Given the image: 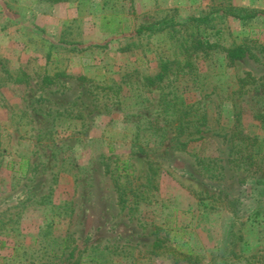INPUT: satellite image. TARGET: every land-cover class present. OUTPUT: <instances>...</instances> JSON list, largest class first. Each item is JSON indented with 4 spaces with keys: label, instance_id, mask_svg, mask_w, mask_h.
I'll use <instances>...</instances> for the list:
<instances>
[{
    "label": "rangeland",
    "instance_id": "rangeland-1",
    "mask_svg": "<svg viewBox=\"0 0 264 264\" xmlns=\"http://www.w3.org/2000/svg\"><path fill=\"white\" fill-rule=\"evenodd\" d=\"M185 38L214 48L147 86L163 60H183ZM235 45L252 53L231 63L222 49ZM247 73L255 81L241 88ZM164 95L206 116L201 135L178 140ZM256 114L264 0H0V264H264ZM235 129L259 138L254 166L233 149Z\"/></svg>",
    "mask_w": 264,
    "mask_h": 264
},
{
    "label": "trees",
    "instance_id": "trees-1",
    "mask_svg": "<svg viewBox=\"0 0 264 264\" xmlns=\"http://www.w3.org/2000/svg\"><path fill=\"white\" fill-rule=\"evenodd\" d=\"M244 12L245 14H240V13L237 14L232 11H229L228 13L229 15L239 20H243V21L253 19L257 16L256 12H248V11H244ZM189 20L190 22L204 24L210 21V17L209 16L192 17ZM151 29H152V26H141L136 31V35H141L146 32H150L152 31ZM213 48L214 46L212 44H209L207 41L206 42L202 41L201 39H197V38L192 39V40H188V38L183 39L180 45L178 46L179 55H182L184 57L183 60H180L178 57H175L174 60H169V59L163 60L160 65V72L154 76L145 78V84L147 86H160V84L163 83L166 79L167 80L170 79V76L172 73V66L175 64L177 65V69H176L177 72L184 71L187 67L189 68V70H192L193 69V63H192L193 54L197 52H201L205 49L210 50ZM222 51L224 52V54L226 55V58H228V60L231 63H234L238 60L245 59L247 56H249L252 53L251 50L245 45H235L229 48H223ZM6 73L8 74L9 77H13V74L9 70H6ZM183 74H186V72ZM60 75H66V74L58 73L54 77H57ZM28 77L29 75L27 74V72L20 71V73L16 75V78L14 79V81L15 83H19V84L27 83ZM53 79L54 78H52L51 76L46 75L42 79V84L51 85L54 83ZM79 79L81 81H87V78L84 76H80ZM254 81H255V78L250 73H247V75L244 78H241L239 82L241 83V88H243ZM167 96L168 95H164V98H162L161 103L165 104L166 106L165 110L167 112L164 114L165 117L169 119L171 124L176 123V127L174 129L176 130V133H177L176 136L178 140L184 135H187L188 137H191V136L196 137L197 135H201L203 133L201 127H203V125H205L206 123V116H202L200 119H197V120H191L189 118L191 111L188 110V107L185 105L183 100L180 101L179 103L180 107L177 108L178 106L177 97L174 98L173 100L169 98L167 99ZM178 99L180 98L178 97ZM255 120L258 121L259 124L264 127V115L263 114H256ZM154 131L156 134H154L153 132L151 136L158 134L157 138L161 140L160 141L161 143L164 137H166L167 131L163 127L156 128ZM191 139L192 141H195V140L198 141V140L203 139V137L201 136V137L191 138ZM231 141H232L233 149L235 148L238 149L237 153L240 154L243 162L246 163V165L248 166H254L256 164V158H257L256 153L257 152H255L252 149L256 146V144H258L259 138L258 137L252 138L250 136H246L238 129H235V132L231 137ZM179 145L186 146V143L180 142ZM123 162H124L123 170L127 172L126 174L128 176L129 175L128 171L130 170V166L128 165L127 161H123ZM209 166H210V163H209ZM116 183H117V189L119 192L120 200L121 202L126 203L128 196H129L128 187L130 184L128 182L121 183L119 180V177L117 178ZM174 242L177 244L178 250L181 247L188 246L186 243L179 244L177 240H173L172 244ZM191 254H192V251L188 249V254L186 255L189 256Z\"/></svg>",
    "mask_w": 264,
    "mask_h": 264
}]
</instances>
